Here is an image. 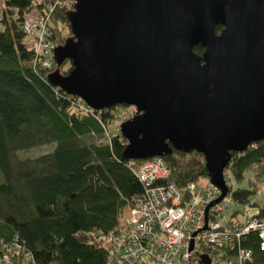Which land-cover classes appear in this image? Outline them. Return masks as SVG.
<instances>
[{
  "label": "water",
  "instance_id": "95a60500",
  "mask_svg": "<svg viewBox=\"0 0 264 264\" xmlns=\"http://www.w3.org/2000/svg\"><path fill=\"white\" fill-rule=\"evenodd\" d=\"M64 16L47 81L93 109L132 105L120 155L198 151L220 199L229 152L264 138V0H72Z\"/></svg>",
  "mask_w": 264,
  "mask_h": 264
},
{
  "label": "trees",
  "instance_id": "16d2710c",
  "mask_svg": "<svg viewBox=\"0 0 264 264\" xmlns=\"http://www.w3.org/2000/svg\"><path fill=\"white\" fill-rule=\"evenodd\" d=\"M46 2L54 0H3L0 8V242L21 244L28 252L25 264H118L106 258L100 239L143 185L128 158L120 155L124 138L117 129L104 132L112 106L88 108L78 96L47 81L53 64L46 68L31 63L20 24L28 10H40ZM65 9L55 2L49 13L54 43L64 36L53 26L56 21H64L69 31ZM219 27L216 23L215 31ZM192 49L199 52L201 45L195 43ZM68 66L59 70L65 72ZM80 105L83 113H78ZM50 141L47 152L15 156L19 148ZM185 153L190 156L173 158ZM201 156L172 149L159 157L169 167L168 177L180 183L205 174ZM229 157L234 179L252 165L257 169H249L244 185L227 191L233 201L244 204L264 170V138L241 151L231 150ZM255 214L264 219V194ZM239 244L249 250V258L240 264H264L255 231L245 232ZM226 253L233 260V251Z\"/></svg>",
  "mask_w": 264,
  "mask_h": 264
},
{
  "label": "built area",
  "instance_id": "2783aa9c",
  "mask_svg": "<svg viewBox=\"0 0 264 264\" xmlns=\"http://www.w3.org/2000/svg\"><path fill=\"white\" fill-rule=\"evenodd\" d=\"M55 2L68 9L72 0L46 2L40 10L34 8V14L26 12L20 24L29 40L26 49L31 51V63L46 68L54 64L49 13ZM60 24L58 21L53 26L60 30ZM128 164L143 186L123 206L118 221L102 233L100 245L107 259L118 264H169L174 260L179 264H202L200 253H205L208 262L204 264H240L249 258V250L239 244L248 230L255 231L258 247L264 248V219L246 213L253 206L249 201L244 203L239 219L229 215L224 222L219 221L217 216L224 203L220 199L213 202L219 188L206 174L177 183L168 177L169 167L159 156L128 158ZM228 165L229 160L224 167L228 169ZM0 244L1 250H6L0 254L1 260L10 261V256L18 253L28 257L16 240ZM229 249L233 260L226 256Z\"/></svg>",
  "mask_w": 264,
  "mask_h": 264
},
{
  "label": "rangeland",
  "instance_id": "374dc122",
  "mask_svg": "<svg viewBox=\"0 0 264 264\" xmlns=\"http://www.w3.org/2000/svg\"><path fill=\"white\" fill-rule=\"evenodd\" d=\"M2 1L3 0H0V8L2 7V4H3ZM34 13H35L34 8H31L30 10L27 11V15H32ZM58 21L60 22V20H58ZM58 21H56V22H58ZM61 23H62V25L60 24V30H59L60 33H62L64 36L68 35L69 31H67L64 21L61 20ZM24 37H25L26 41H29L28 37L26 35ZM51 41H53V39ZM67 64L68 63H65L63 61L62 63H60L58 68L65 67ZM110 106H112V107L110 110H108L109 111L108 117H107L106 122L104 124L105 134L112 133L116 129L118 131V128H117L118 122L121 119L129 116L133 112V106L129 105V104L122 105L121 103H117V104H113ZM80 107L81 108L78 109V113H83L85 111V107H83L82 105H80ZM52 146H53V142L50 141V142H44V143L32 145V146H29L26 148H19L15 151V156L17 158L34 157L36 155H39L40 153L47 152V151L51 150ZM189 156L190 155L188 153H185L182 157H178V155H176V156L173 155V158L174 159H179V158L183 159V158H187ZM228 160H229V158H228ZM226 164H227V162L224 164V166H226ZM224 166L221 169L222 181L226 185L227 189H229L230 187H234V186L244 185L246 177L249 175V169L251 170V172L252 171L255 172V170H257V169H255L256 166L252 165L247 170H244L242 172V177L237 180V179H234L230 175L229 170L227 169V167H224ZM199 180L200 179H198V181ZM254 186H255V191L248 196V200L253 201L255 205H253L252 207H248L246 209L247 214L255 213L257 210V205H259L262 201L263 194H264V170L261 169L260 175H259L258 179H256ZM257 189H259L260 192L257 193L256 192ZM219 201H220V203H224V206L219 211L220 215L217 216V218L219 219L220 222H224L230 216H232V217L234 216L233 218H237V219L240 218L241 212H242L243 206H244V204L242 202L233 201L229 197L228 192L227 193L225 192V194L220 198ZM93 233L98 234L97 230H94ZM3 251H6V250H5V248L3 249V247L1 250V244H0V254L1 255L3 254ZM8 251L10 254V249ZM10 257L13 258L14 262H11L9 260H1V257H0V264H25V262H26V258L22 256V253H18V254H15L14 256L12 255ZM29 264H32V263H29ZM146 264H158V263H155L152 261H147ZM169 264H179V263L177 260H174Z\"/></svg>",
  "mask_w": 264,
  "mask_h": 264
},
{
  "label": "bare ground",
  "instance_id": "6f19581e",
  "mask_svg": "<svg viewBox=\"0 0 264 264\" xmlns=\"http://www.w3.org/2000/svg\"><path fill=\"white\" fill-rule=\"evenodd\" d=\"M228 190H229V189H228ZM228 190H227V191H228ZM226 193H227V192H226ZM233 217H234V216H233Z\"/></svg>",
  "mask_w": 264,
  "mask_h": 264
}]
</instances>
